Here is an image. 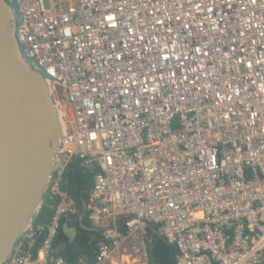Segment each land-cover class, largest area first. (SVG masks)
Masks as SVG:
<instances>
[{"label": "built area", "instance_id": "built-area-1", "mask_svg": "<svg viewBox=\"0 0 264 264\" xmlns=\"http://www.w3.org/2000/svg\"><path fill=\"white\" fill-rule=\"evenodd\" d=\"M7 1L62 135L46 238L31 223L3 264H91L53 247L73 160L98 170L94 264H149L154 234L176 264H264V0Z\"/></svg>", "mask_w": 264, "mask_h": 264}, {"label": "water", "instance_id": "water-1", "mask_svg": "<svg viewBox=\"0 0 264 264\" xmlns=\"http://www.w3.org/2000/svg\"><path fill=\"white\" fill-rule=\"evenodd\" d=\"M15 9L0 0V264L39 219L59 157L62 124L43 72L23 55ZM70 242L77 230L63 226Z\"/></svg>", "mask_w": 264, "mask_h": 264}, {"label": "trees", "instance_id": "trees-1", "mask_svg": "<svg viewBox=\"0 0 264 264\" xmlns=\"http://www.w3.org/2000/svg\"><path fill=\"white\" fill-rule=\"evenodd\" d=\"M97 169L90 170L81 165L80 161L73 160L69 163L65 173L63 190L68 192L74 199L77 207V213L71 216H64L60 221V227L56 238L53 241V247L61 251V255L69 262H75L83 258L87 263L94 264L96 260L97 243L100 238L99 232L93 229L92 222L89 220V213L85 211V206L90 201L91 191L94 185V176ZM45 205L41 210L38 225H43L46 230L37 237L34 251L37 252L42 246L46 235L47 226L55 213L57 202L45 197ZM65 224L75 227L78 234L74 242L63 232ZM153 234V233H152ZM178 258V249L174 244H170L167 239L161 235H155L153 243L148 249L149 264H176Z\"/></svg>", "mask_w": 264, "mask_h": 264}, {"label": "rangeland", "instance_id": "rangeland-1", "mask_svg": "<svg viewBox=\"0 0 264 264\" xmlns=\"http://www.w3.org/2000/svg\"><path fill=\"white\" fill-rule=\"evenodd\" d=\"M47 4V3H46ZM14 9H15V5H13V4H10ZM48 5V4H47Z\"/></svg>", "mask_w": 264, "mask_h": 264}, {"label": "bare ground", "instance_id": "bare-ground-1", "mask_svg": "<svg viewBox=\"0 0 264 264\" xmlns=\"http://www.w3.org/2000/svg\"><path fill=\"white\" fill-rule=\"evenodd\" d=\"M58 114H59V112H58ZM59 117H60V114H59Z\"/></svg>", "mask_w": 264, "mask_h": 264}]
</instances>
